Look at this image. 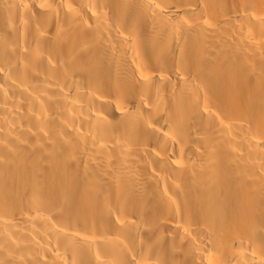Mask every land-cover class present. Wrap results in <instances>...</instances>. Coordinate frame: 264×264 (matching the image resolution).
Returning <instances> with one entry per match:
<instances>
[{
  "label": "bare ground",
  "instance_id": "1",
  "mask_svg": "<svg viewBox=\"0 0 264 264\" xmlns=\"http://www.w3.org/2000/svg\"><path fill=\"white\" fill-rule=\"evenodd\" d=\"M0 264H264V0H0Z\"/></svg>",
  "mask_w": 264,
  "mask_h": 264
}]
</instances>
